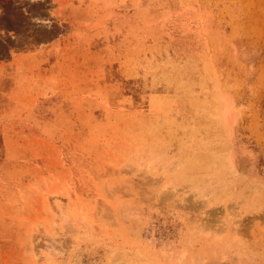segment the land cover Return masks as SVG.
Here are the masks:
<instances>
[{
    "label": "rangeland",
    "instance_id": "374dc122",
    "mask_svg": "<svg viewBox=\"0 0 264 264\" xmlns=\"http://www.w3.org/2000/svg\"><path fill=\"white\" fill-rule=\"evenodd\" d=\"M0 264H264V0H0Z\"/></svg>",
    "mask_w": 264,
    "mask_h": 264
},
{
    "label": "bare ground",
    "instance_id": "6f19581e",
    "mask_svg": "<svg viewBox=\"0 0 264 264\" xmlns=\"http://www.w3.org/2000/svg\"><path fill=\"white\" fill-rule=\"evenodd\" d=\"M62 214V213H61Z\"/></svg>",
    "mask_w": 264,
    "mask_h": 264
}]
</instances>
